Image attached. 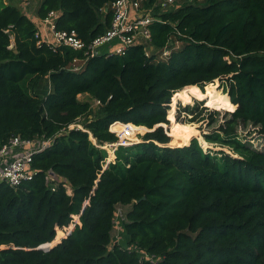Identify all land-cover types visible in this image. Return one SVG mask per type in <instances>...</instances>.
I'll list each match as a JSON object with an SVG mask.
<instances>
[{"label":"trees","instance_id":"16d2710c","mask_svg":"<svg viewBox=\"0 0 264 264\" xmlns=\"http://www.w3.org/2000/svg\"><path fill=\"white\" fill-rule=\"evenodd\" d=\"M115 1L43 0L37 17L59 11L58 29L89 43L110 26L111 10H101ZM203 2L150 26L156 49L182 42L168 60L137 45L76 73L69 66L82 52L38 46L33 20L0 0V146L15 135L52 139L33 158V181L0 184V264H155L131 248L160 257L156 264H264V153L237 131L253 124L264 135V0ZM80 95L102 106L93 112ZM194 100L232 112L204 135L230 153L204 151L201 127L176 119L179 103ZM111 125L119 142L143 128L142 141L109 155L104 147L118 142ZM48 173L72 194L64 182L52 191ZM119 205L131 206L128 248L112 245Z\"/></svg>","mask_w":264,"mask_h":264},{"label":"built area","instance_id":"2783aa9c","mask_svg":"<svg viewBox=\"0 0 264 264\" xmlns=\"http://www.w3.org/2000/svg\"><path fill=\"white\" fill-rule=\"evenodd\" d=\"M195 1L155 0L150 6H147L150 0H116L110 5V9L104 8L101 10L102 12L111 10L112 19L110 26L103 34L98 35L89 43L81 39L74 30H59L57 20L60 12L53 10L45 17L38 18L36 23L33 21L37 28L35 34L36 39H38L37 45L46 44L55 51L59 48L68 47L76 52H82L83 56L73 59L69 66V70L76 73L81 72L90 59L98 56H123L129 48L137 45L144 46L146 55L152 56L153 53L150 49L155 47L150 26L153 23H164L161 19L163 13L177 9L185 4H194ZM178 34L182 36L181 33ZM181 44L182 42L177 37L172 38L163 49H157L158 59L168 60L173 51L181 47ZM94 104L98 108L102 106L101 101L94 100L91 103L92 110ZM112 125L110 126V131ZM72 129L84 130L79 124L70 125L69 130ZM114 134L118 138V142L112 144L115 145L112 148L117 149L119 146L131 145L126 142L120 143V136L116 133ZM51 143L52 139L43 137L35 139L23 138L20 135L10 137L4 145L0 146V184L3 183L11 188H18L25 182L33 181L38 174V171L32 167L33 158L36 154L47 149ZM48 181L52 191H55L62 184L61 182H64L63 179L54 173H48ZM63 186L67 189V193L71 195L72 189L69 184L64 182ZM135 250L141 254L143 260L156 264L161 259L155 255L148 254L146 251Z\"/></svg>","mask_w":264,"mask_h":264},{"label":"rangeland","instance_id":"374dc122","mask_svg":"<svg viewBox=\"0 0 264 264\" xmlns=\"http://www.w3.org/2000/svg\"><path fill=\"white\" fill-rule=\"evenodd\" d=\"M42 1L43 0H5V3L17 7L27 16H29L30 19H36L37 11ZM158 1H165V0H158ZM194 5L203 6L204 2L203 0H196L194 2ZM172 9H174V7H172ZM150 51L154 55L157 54L158 50L154 48V49H150ZM218 81H219L218 83L219 90L222 91L223 93H226L227 78H222L219 79ZM38 88H39L38 92L43 95L48 91H50L51 83L49 77L42 78L41 81L39 82ZM219 90L216 89V91L220 93ZM79 99L82 101H87V100L91 101L87 95H80ZM185 104L186 103H184V101L179 103L176 112V119L180 123H189L191 125H194L195 127L198 126L201 127L200 128L201 131L197 128L199 131V135L195 136V138H198L204 151H212L214 153L223 151L225 153H230L228 148H224L221 145L211 144L205 141L204 135L211 134L217 131L220 126L226 125V123L231 119L232 112L211 110L207 108L206 105H204V102L198 100H194L192 103L186 105ZM169 106L171 107V103ZM97 110L98 107L95 106L94 104L93 112H96ZM91 119H92L91 117H87V118L85 117L81 119L79 122L81 123V125H83L82 123ZM192 120H195V122H192ZM164 130L166 131L165 128ZM237 131L242 142L249 144L253 149L257 151L264 153V135L259 131L258 126H255L253 124L244 125L240 123L237 128ZM143 136H144V129L138 128L129 132L126 135L125 140H121L120 138V143H125V142L127 144L138 143L142 141L141 138ZM104 148H107L109 155H110V151H114V148H112L111 145H106ZM108 162H110L109 158L107 159V163ZM130 209L131 206H123V205L118 206L115 217V225H114L115 229L113 231L112 245L118 243L121 246L128 248L126 244L127 236L124 231L122 220L125 217L126 212L129 211ZM75 220L77 221V218H75ZM131 249H137V248H131Z\"/></svg>","mask_w":264,"mask_h":264},{"label":"water","instance_id":"95a60500","mask_svg":"<svg viewBox=\"0 0 264 264\" xmlns=\"http://www.w3.org/2000/svg\"><path fill=\"white\" fill-rule=\"evenodd\" d=\"M106 12H108V10L106 11ZM11 48H13V46L11 47ZM159 127H163L162 125H158V126H155L154 127V129H152V130H150L149 132H153V131H155L157 128H159ZM165 128V127H164ZM166 129V128H165ZM166 131H167V129H166ZM148 133V132H147ZM91 140H92V137H91ZM111 147H115V145H112ZM104 149H107V148H104ZM115 148H114V151H113V154H114V156H115ZM146 199V197H143V199L142 200H145ZM70 234V233H69ZM51 243H49V244H45V245H43V246H41L40 248L41 249H43V250H46V251H48L49 249H51L52 247H49V246H47V245H50ZM55 246V245H54Z\"/></svg>","mask_w":264,"mask_h":264},{"label":"crops","instance_id":"0c3cea01","mask_svg":"<svg viewBox=\"0 0 264 264\" xmlns=\"http://www.w3.org/2000/svg\"><path fill=\"white\" fill-rule=\"evenodd\" d=\"M29 14V13H28ZM30 15V14H29ZM35 23H36V21L38 20V17H36V19H32Z\"/></svg>","mask_w":264,"mask_h":264},{"label":"bare ground","instance_id":"6f19581e","mask_svg":"<svg viewBox=\"0 0 264 264\" xmlns=\"http://www.w3.org/2000/svg\"><path fill=\"white\" fill-rule=\"evenodd\" d=\"M93 139V138H92Z\"/></svg>","mask_w":264,"mask_h":264}]
</instances>
